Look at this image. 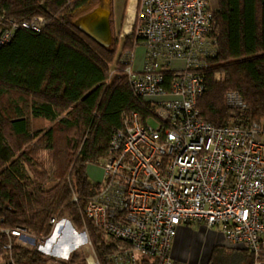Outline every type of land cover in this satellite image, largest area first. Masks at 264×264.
<instances>
[{"label":"trees","instance_id":"16d2710c","mask_svg":"<svg viewBox=\"0 0 264 264\" xmlns=\"http://www.w3.org/2000/svg\"><path fill=\"white\" fill-rule=\"evenodd\" d=\"M97 0H0V35L13 23L42 19L40 32L18 28L0 48V260L7 264H86L73 253L67 261L48 259L11 235L23 230L38 240L50 237L51 220L68 219L86 231L99 264L121 244L107 238L85 216L100 189L87 173L104 158L126 116L144 121L149 105L132 92L127 79L110 78L120 40L103 47L74 24L75 12ZM218 47L203 71L200 118L226 125L233 111L226 94L237 93L244 117L264 124V0H214ZM137 20L135 26L137 27ZM122 51L140 43L136 27ZM48 124L35 127V123ZM138 264H157L142 258ZM206 264H253L242 248L216 245Z\"/></svg>","mask_w":264,"mask_h":264},{"label":"built area","instance_id":"2783aa9c","mask_svg":"<svg viewBox=\"0 0 264 264\" xmlns=\"http://www.w3.org/2000/svg\"><path fill=\"white\" fill-rule=\"evenodd\" d=\"M138 2L142 67L133 69V49L120 54L109 72L112 78L122 66L133 94L148 103V116H126L124 128L112 136L108 154L97 162L104 179L85 216L121 244L108 256L110 264L142 258L176 264L173 237L179 226L191 224L221 228L227 246L264 264V124L244 117L246 105L237 93L226 94L234 114L222 127L203 121L197 107L205 91L203 71L218 47L214 0ZM43 22L13 23L1 33L0 48L16 29L40 32ZM11 235L30 237L20 229ZM84 260L99 264L96 256Z\"/></svg>","mask_w":264,"mask_h":264},{"label":"rangeland","instance_id":"374dc122","mask_svg":"<svg viewBox=\"0 0 264 264\" xmlns=\"http://www.w3.org/2000/svg\"><path fill=\"white\" fill-rule=\"evenodd\" d=\"M138 1L139 0H137L136 11L133 14V18L128 17L125 14L124 17H122L123 19H118L112 14V0H107L105 3L104 1L97 0L98 4L95 8H97L100 4H103V7L109 9L112 36L120 40V46L118 52L116 53L115 61L120 54L130 51H122L121 48L126 35L130 34L135 26L139 12ZM214 5L215 4L213 2L212 7H215ZM93 9L89 5L78 9L74 14V24ZM126 32L128 33L126 34ZM133 52V69L140 70L145 53L144 45L139 43L137 46H135ZM45 126L49 125L45 123L43 124L42 122L35 123V127ZM87 173L89 179L92 182L101 183L104 179V170L99 164L88 165ZM57 222L59 223L56 227L53 225L54 228L52 230V234L50 237H48L47 242L38 241V239H35V237L31 234L28 235L30 236L29 238H24V236L16 237L17 241L29 249L41 250V248H44L45 253L42 254L48 259H53L56 261H67L74 252L80 254L83 258L95 257L88 235H84L83 232L79 233L76 231L68 219H62L61 221H56V223ZM33 240L35 245L32 244ZM216 245L225 246L231 249L229 246H227V243L223 238L221 228H208L205 224H191L189 226H181V228L177 230L173 240L172 250L173 253L178 252L176 255V264H206L211 248ZM62 258H65V260Z\"/></svg>","mask_w":264,"mask_h":264},{"label":"water","instance_id":"95a60500","mask_svg":"<svg viewBox=\"0 0 264 264\" xmlns=\"http://www.w3.org/2000/svg\"><path fill=\"white\" fill-rule=\"evenodd\" d=\"M75 26L103 47H108L112 38L109 16L100 8H95L80 18Z\"/></svg>","mask_w":264,"mask_h":264},{"label":"crops","instance_id":"0c3cea01","mask_svg":"<svg viewBox=\"0 0 264 264\" xmlns=\"http://www.w3.org/2000/svg\"><path fill=\"white\" fill-rule=\"evenodd\" d=\"M113 2H112V5H113V7H112V14H113V16L114 17H116V18H118V19H121L122 17H124V15L126 14V16H128V17H132L133 18V14H134V12L136 11V5H137V0H112ZM129 1H133V2H129ZM103 4L101 5H99L98 6V8H100V9H102V11L104 12V13H106L108 16H110V11H109V9H107V8H105V7H103ZM109 7V6H108ZM130 9H132V12L130 13ZM131 18V19H132ZM123 19V18H122ZM128 32H126V34H127ZM181 226H185V225H181ZM181 226H179L177 229H176V232H177V230L179 229V228H181ZM189 226V225H188ZM176 232H175V234H176ZM174 238H175V235H174V237H173V240H174ZM172 244H173V242H172ZM177 253L178 252H176V253H173V250H172V254H173V256H174V259H175V261L177 260V257H176V255H177ZM0 264H6L5 262H3V261H1L0 260Z\"/></svg>","mask_w":264,"mask_h":264},{"label":"bare ground","instance_id":"6f19581e","mask_svg":"<svg viewBox=\"0 0 264 264\" xmlns=\"http://www.w3.org/2000/svg\"><path fill=\"white\" fill-rule=\"evenodd\" d=\"M101 1H104V3L107 1V0H101ZM103 8V7H102ZM132 12V9H130V13ZM130 29V28H129ZM65 260V258H62Z\"/></svg>","mask_w":264,"mask_h":264}]
</instances>
